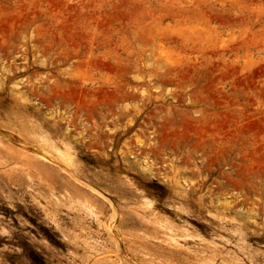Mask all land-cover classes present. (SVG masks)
Here are the masks:
<instances>
[{
	"label": "rangeland",
	"instance_id": "1",
	"mask_svg": "<svg viewBox=\"0 0 264 264\" xmlns=\"http://www.w3.org/2000/svg\"><path fill=\"white\" fill-rule=\"evenodd\" d=\"M0 264H264V0H0Z\"/></svg>",
	"mask_w": 264,
	"mask_h": 264
},
{
	"label": "bare ground",
	"instance_id": "2",
	"mask_svg": "<svg viewBox=\"0 0 264 264\" xmlns=\"http://www.w3.org/2000/svg\"><path fill=\"white\" fill-rule=\"evenodd\" d=\"M23 145V144H22ZM21 145V146H22ZM24 146V145H23ZM42 148V147H41ZM41 148L39 147V148H37V147H35L34 146V149H33V151L35 152V153H38V155L40 156V157H42L43 159H45L46 161H49L50 163H52V164H57V165H59L58 163H59V161L61 162V163H63V165L64 166H66V165H68L67 164V162L64 160V159H62L61 157H59L57 154L55 155V153H47L46 152V150L45 151H43V150H41ZM49 151V150H48ZM60 163V165H62ZM69 166V165H68ZM67 167V166H66ZM65 167V168H66ZM71 170V169H70ZM66 171L69 173L70 171H68V169H66ZM73 174V173H72Z\"/></svg>",
	"mask_w": 264,
	"mask_h": 264
}]
</instances>
